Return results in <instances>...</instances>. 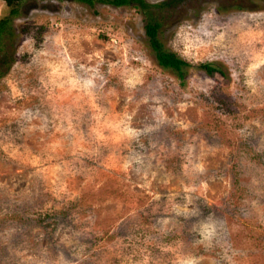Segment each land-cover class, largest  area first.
Masks as SVG:
<instances>
[{
  "label": "rangeland",
  "instance_id": "rangeland-1",
  "mask_svg": "<svg viewBox=\"0 0 264 264\" xmlns=\"http://www.w3.org/2000/svg\"><path fill=\"white\" fill-rule=\"evenodd\" d=\"M145 1L12 16L0 264H264V0Z\"/></svg>",
  "mask_w": 264,
  "mask_h": 264
},
{
  "label": "trees",
  "instance_id": "trees-1",
  "mask_svg": "<svg viewBox=\"0 0 264 264\" xmlns=\"http://www.w3.org/2000/svg\"><path fill=\"white\" fill-rule=\"evenodd\" d=\"M83 2H88V3H93L94 0H81ZM101 1H106L109 2L113 5L121 6V5H126L130 4L132 2H139L142 6H147L148 3L145 0H101ZM176 1L180 0H167L162 5H170ZM8 5H10V11L6 16H3L0 18V51H3V53H0V77H2L5 74L4 66L9 64V61L13 59L12 55L4 51V37L13 32L12 31V16L19 11V7L22 3V0H6ZM161 27V22L155 21V22H148L146 25V32L149 35L151 39V43L155 50L157 51V56L159 58H164L165 63L168 64H173L175 63L174 61L176 60V57L169 53L166 49L162 48V43L160 42L158 38V33L159 29ZM169 55H171L169 57ZM177 65L178 68L181 67L180 63H176L175 66ZM203 66L209 71V72H214L215 68L212 67L209 64H203Z\"/></svg>",
  "mask_w": 264,
  "mask_h": 264
}]
</instances>
